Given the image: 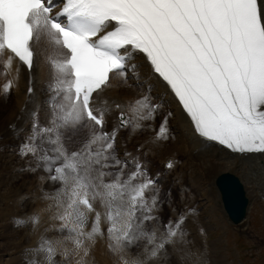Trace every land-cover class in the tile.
<instances>
[{"label":"snow or ice","instance_id":"snow-or-ice-1","mask_svg":"<svg viewBox=\"0 0 264 264\" xmlns=\"http://www.w3.org/2000/svg\"><path fill=\"white\" fill-rule=\"evenodd\" d=\"M42 40L60 57L51 65L50 126L33 124L19 155L34 157L29 170L43 165L58 185L49 197L58 230L85 256V241L103 236L106 221L109 247L122 257L146 241L124 264H157L184 240L187 217L163 221L157 179L131 153L121 159L116 138L129 127L152 130L163 105L151 89L129 100L108 93L143 56L199 137L240 155L264 154V0H0V58L31 72ZM168 116L158 140L169 139ZM46 245L29 248L27 264L52 257Z\"/></svg>","mask_w":264,"mask_h":264},{"label":"rangeland","instance_id":"rangeland-1","mask_svg":"<svg viewBox=\"0 0 264 264\" xmlns=\"http://www.w3.org/2000/svg\"><path fill=\"white\" fill-rule=\"evenodd\" d=\"M48 63L49 61H47V64ZM50 81L54 82V79H50ZM129 90L132 91L134 94L136 92L134 89H129ZM51 95L52 93L49 89L45 91L43 90L41 99H47L48 101L51 100V102H53L54 100ZM4 101L6 102V100L3 97H1L0 122H2L5 118H7L10 115L12 107L18 110L17 104L15 105L11 104V106L7 108V106H5ZM158 117L164 118L165 113H162L161 111ZM172 124H173V134H172L173 136L169 137L166 145H169L168 142H171L173 144L170 146V148H167L168 146L164 145L159 149L163 154L162 156H158L157 153H155L156 155L153 154L156 160L153 159V155L150 154V151L148 150L147 147L148 142H143V139L145 138L143 135L147 130L146 131L137 130V133L139 132L140 136L136 134V136H134L133 138L129 135L128 129H124V131L122 130L123 132L122 131L120 132L123 136L122 138L124 143L123 145H127V149L126 147L122 148V152H124L125 150L126 151L137 150L136 152L137 153L139 152L138 154L143 159H146L143 160V162L145 164H150L152 166L160 167V165L161 166L163 165L162 162H166V161L172 162L173 167L170 169V171L161 172L160 173L161 177L158 175V177L160 178L157 180L159 181L157 186L160 188V193L163 192L165 193L166 191L168 195L171 193L170 201H168L170 202V204L167 203V206L171 211L173 210L172 216L162 215V219L164 218V220H168L170 217H173L171 219L175 220L181 213H184L187 217L186 229L188 231L191 229L193 234H195L193 236L198 235L197 239L200 241V244L202 246V250L201 251L198 250L191 241L188 232V234L184 237V240L182 242L175 243L173 245V249H171V247L168 248V252H169L168 257H172V258L169 260H167L168 258L160 260L159 264H163V263L165 264H264V173L262 171L255 170L252 167V165H250L247 173H243L238 167L235 166L222 165V164H218V166H216L214 164L215 159H212L213 155L191 158L189 156L188 148L187 147L185 148V144L182 143L179 145V135L177 133L175 135V128H174L176 124L175 118H173V121H171V124H168V126L171 127ZM30 127H32V125L29 122L26 130H24L26 126L19 129L20 131L18 130V128L15 129V133H14L15 135H13V139L17 140L18 142L17 145L4 147V149L0 148V152H1L0 154V264H21L18 263V261L21 262L24 261V264H27V261L30 257L28 258L26 256V252L29 248H34V246H36V243L35 245L32 246L33 241L39 242L37 246L44 244L45 247L47 246L46 245L47 241L52 242V245L55 250L54 252L55 254L52 257H48L47 254L45 256H42L43 264H72L71 254L68 255L67 253H70L72 250L75 251L77 254L78 252H81L83 254V251L82 250L79 251L76 247H72L69 245V242H72V244H74V240L71 238H67L68 236L67 233L65 234L60 233L61 235L60 237L56 236V233L59 231L58 226H60L59 224L60 221L54 219V217L57 215L58 212V209L56 207L57 202L50 199L49 197L54 194L55 187L58 186L55 184L48 183V179L46 177L48 176L47 175L48 173L46 171H45L46 173L44 172L43 165L41 166V168L38 169L39 171L38 170L35 171L38 173V174L36 173V176L35 173H33V171L29 170L28 168L29 163L32 165V167H35L37 164V161L34 157L29 156L27 157L28 158L27 160L26 158H22L19 155L20 146L25 142L24 138L21 137L22 133L27 132ZM169 132L171 133V130H169ZM169 132H168V136L170 135ZM131 133L133 134L132 131ZM149 134H151V132ZM10 139L12 138L10 137ZM152 140L147 139V141H152ZM119 143L117 144L118 149H119ZM1 145L6 146V142L2 143ZM175 146L178 147L179 149H184V148L185 149L181 153H179L176 151ZM203 150L206 149H202V151ZM25 159L27 162L25 161ZM14 160L16 162H21V160H23V162H21L20 164L21 169L13 168V164L16 163ZM9 166H12V169L11 168L9 169ZM206 167H209L207 171L205 170ZM255 167L264 169L261 166H255ZM164 168L169 169L167 166H165ZM156 169L158 168L156 167ZM224 172H230L235 176H237L239 179L241 178L246 186V190H247L246 192L248 193L247 197L249 199L250 205L248 207L247 217L245 221L241 224V226H233L228 222V220H226V218L223 215L224 213L222 211L220 201L219 202L217 201V197H216L217 193L216 194L214 193V190L216 191V189L213 185V180L219 174ZM24 173H26L27 176L29 175L30 177L32 176L30 174L33 173L34 176L37 177L38 179L29 178L30 179L29 182L28 181L25 182L26 180H28L26 179L24 182H19L17 185L16 184L17 181H20L22 177L24 178L23 175ZM153 173L154 172H151L150 174ZM156 174L159 173L156 172ZM166 174H167V179L165 178ZM169 180H171L170 181L171 184L165 183L164 185V182ZM174 183L176 186L174 185ZM163 185L164 188L166 187L165 189L162 188ZM211 185H213V187ZM12 186L16 188H13ZM46 188L48 190H46ZM13 189L14 191H12ZM24 190L28 192L29 197L34 198L32 202H30L31 199L29 200L31 204L37 200L40 201L33 205L22 207V209L25 208L22 211L25 212L24 213L25 216L23 214L19 215L20 205L18 203L19 202L18 199L21 198L18 194ZM51 191L53 194L51 193ZM14 194L15 196H13ZM11 198L12 199L15 198V199L12 200ZM160 199L164 200V198H160ZM37 204L43 206L41 210L42 213L39 214V211L38 214L37 212L36 213L27 212L34 209L35 211L38 210L40 206H38ZM164 206H166V204ZM15 209H17L18 211ZM164 212L165 214H167V211ZM27 213H29L31 217L28 216L29 214L27 215ZM4 215H7V219L4 218L5 217ZM32 217H34V219ZM27 218L28 219L32 218V219H29L28 221ZM17 219L25 220V224L23 225L18 224ZM31 220H33L35 225L42 223V225L40 224L41 226L37 225L40 228L39 231L37 227L36 232L28 233L31 227L30 225ZM38 221H42V222L38 223ZM90 222L91 221H89V224L91 225ZM102 224L101 227L102 229H105L104 231L105 233L103 235L104 237L100 236L103 239L102 242H100V240H97L98 243L95 246L96 249L89 248L88 246L89 244L92 243V240L88 242L85 241L86 245L88 246L87 247L88 251L90 250L89 254L96 255L95 253L97 251H99L100 253L101 246H107L108 251L111 249L109 245L112 244L113 241L108 239L109 237L106 236L108 235L106 232V228L108 227V224L106 221H102ZM56 225H58L57 228ZM90 227L91 226H88L89 229V230L87 229L88 231H90ZM148 227L151 228L152 227L151 224ZM23 230L25 232H23ZM95 239L96 238L94 237L93 241H95ZM13 241L15 242V245L13 244L14 243ZM58 241L60 243H58ZM97 241H95L94 243H96ZM143 243L144 242H142L141 249L138 252H135L137 249H131L125 254V256L133 255L134 253L138 254L143 248L142 247ZM91 249L93 252H91ZM110 251L112 253L114 252L112 249ZM102 255L104 258H99L100 254L99 256L97 255L96 256L99 258L102 264H104L102 259H104L108 264L109 256L106 254V252H103ZM26 257L28 259H26ZM116 257L118 259L121 258V254L117 253ZM20 258L21 259L24 258V259L20 260ZM123 259H125V257ZM164 260L166 261L164 262ZM53 261L55 262L53 263ZM162 261L163 263H160ZM123 263L117 261V262H112L111 264H123Z\"/></svg>","mask_w":264,"mask_h":264},{"label":"bare ground","instance_id":"bare-ground-1","mask_svg":"<svg viewBox=\"0 0 264 264\" xmlns=\"http://www.w3.org/2000/svg\"><path fill=\"white\" fill-rule=\"evenodd\" d=\"M48 43L46 41H41L40 45H39V49H44V48H47L48 47ZM131 64H134V65H137L136 69L135 70H132V73H131V77L132 79L131 80H127L126 83H124L123 81H114V85H119L118 88L114 87L111 91H109L108 93V97L109 99H113V98H116V99H121V100H129V99H135V98H138L139 96H141L139 94L141 88L138 87V89H140L139 91L136 90V84H139V83H143V82H146V84L149 85V87H153V89L155 90V93H158V97H160V102H164L166 104H168V106L170 107V110L173 111L174 115H173V118H175V121H176V124L174 126L175 128V135L176 133L179 135V145L180 144H185V148L187 147L188 150H189V156L191 158H197L199 156H212L213 155V158L212 159H215L214 160V164L216 166H218V164H222V165H229V166H235V167H238L243 173H247L250 165H252V167L257 170V171H262L264 173V169H261V168H256L255 166H261L264 168V154H249V155H240V154H237V153H233L231 152L230 150H228L227 148H224V147H219V146H216V145H210L208 143H205L204 141H202L201 139H199V137L197 136V134L194 132V129H193V126L192 124H190L187 120V118L185 117V115L180 111L178 105L176 104L175 100L171 97L170 95V92L167 91L166 89V86L165 84L159 80V78L152 74L151 71H150V67L149 65L147 64V62L145 61V59L143 58V56H138L135 60L131 61ZM0 66H4V68H0V75L3 73L4 76L3 78L0 80V90L4 89V86L6 85V80H7V75L8 77L10 78V81H11V85L13 87V89L8 93V94H1L0 93V98L3 97L6 102L4 101L5 103V106H7V108H9L11 106V104H17V108H13L11 109V112H10V115L5 118L2 122H0V137L3 138L2 141H0V145L2 143H5L6 142V146H11V145H14V141L12 139H10L11 135L13 134V131L18 128L21 129L23 128V126L25 125V123L27 122V117H28V114L30 113V111H32V101L31 100V94H29L28 92V89L29 87H31L34 91V93H38L40 92L43 88H44V84L47 83L48 80L50 79H47V72H46V69L44 68V65L43 63L40 61H37L36 65L34 66L31 74L27 73L25 68L19 64L18 61L14 60L12 62L11 65H8L7 62H6V59H2L0 61ZM131 69V67L129 68ZM50 74V73H49ZM30 78L32 80V82H30ZM129 86V87H128ZM128 87V89H127ZM129 89H134L136 92L135 94L130 91ZM136 95V96H135ZM138 96V97H137ZM10 102V103H8ZM16 102V103H15ZM162 113H165V116H168L167 114V111L165 109H162L161 110ZM49 118V117H48ZM165 118V117H164ZM163 117H160V121L159 123H157V125L153 126V129L152 130H144L146 131L145 134L143 135L145 138L143 139V142H148V150L150 151V154H155L157 153L158 156H162L163 154L161 153V151L159 150L162 146L166 145L167 144V141L168 140H158L156 138V132L159 130V127L162 123V121L164 120ZM169 118V117H168ZM47 121H49V119H47ZM156 120L153 122L155 123ZM48 122H46L45 124H47ZM3 124V125H2ZM50 126V125H48ZM170 127V126H169ZM108 130L110 131L111 130V124L109 125V128ZM140 131V129H138ZM170 130H171V134H173V124L172 126L170 127ZM20 131V130H19ZM22 131V130H21ZM133 132L132 133H129V135L133 138L134 136H136V134L139 135V132L137 133V129L135 131H133V129L131 128L130 132ZM151 134H149L150 132ZM121 132V131H120ZM149 132V133H148ZM170 133V132H169ZM20 134V133H19ZM15 135V134H14ZM29 135H31L29 133ZM140 136V135H139ZM22 137V136H21ZM20 137V138H21ZM117 137L119 138V142L121 144V152H122V148H125L127 147V145H123V136L121 133H119L117 135ZM0 138V139H1ZM153 138V140H152ZM147 139H150L152 141H147ZM24 142V141H23ZM169 145H166L168 146L167 148H170V146L173 144L171 142H168ZM2 146V145H1ZM4 146V145H3ZM2 146V147H3ZM4 146V147H6ZM123 146V147H122ZM176 147V146H175ZM184 148V149H185ZM177 152L181 153L184 149H179L178 147L175 148ZM202 149H206V150H203ZM129 150V149H128ZM168 150V149H167ZM171 150V149H169ZM15 151V150H14ZM131 151H134V150H131ZM137 151V150H136ZM135 151V152H136ZM170 152V151H169ZM15 153V152H14ZM139 153V152H138ZM1 154V152H0ZM123 154V152H122ZM141 154V153H140ZM156 155V154H155ZM250 156V157H248ZM29 157V156H28ZM9 158V157H8ZM15 158V157H14ZM152 158V157H151ZM28 160V158H26ZM25 159V161H26ZM153 159L156 160L155 156L153 155ZM143 160H146V159H143ZM153 160V161H154ZM15 161V160H14ZM13 161V162H14ZM37 161V160H36ZM220 161H223V162H220ZM8 162V161H6ZM16 162V161H15ZM21 162H23V160H21ZM21 162H16L13 164V168H20V164ZM27 162V161H26ZM10 163V162H9ZM25 163V162H24ZM47 163V162H45ZM155 163V162H154ZM169 162H162V169L164 168V165L167 166ZM30 164V163H29ZM9 165V164H8ZM157 165V164H156ZM24 166V165H23ZM26 166V165H25ZM161 166V165H160ZM156 167L157 166H149V169H150V173L151 172H154L153 174H151L154 178L156 176H158L159 174H156V172H158L159 170H156ZM12 169V166H9V169ZM154 168V169H153ZM158 168V167H157ZM209 167H206L205 170L207 171ZM21 169V168H20ZM160 169V167H159ZM22 171V170H21ZM39 171V170H38ZM126 171H129V170H126ZM19 172V171H18ZM45 172V171H44ZM35 173V176H36V173L37 172H33ZM30 174L32 175L31 177L26 173H24V178L20 181H17V185L19 182H24L26 179L25 182H29V178H37L34 176V174ZM40 173V172H39ZM46 173V172H45ZM224 173H229V174H232L230 172H224ZM38 174V173H37ZM168 174V173H167ZM167 174H166V179H167ZM223 174V173H221ZM40 175V174H39ZM42 175V174H41ZM48 175V174H47ZM220 175V174H219ZM218 175V176H219ZM234 175V174H232ZM235 176V175H234ZM47 177V176H46ZM237 177V176H236ZM41 178V177H40ZM164 178V179H165ZM238 178V177H237ZM38 179V178H37ZM162 179V178H161ZM160 179V181H161ZM239 179V178H238ZM16 180V179H15ZM18 180V179H17ZM46 180V179H45ZM163 180V179H162ZM41 181V180H40ZM164 181V180H163ZM171 180H169L168 182L170 183ZM239 181L241 182V184L243 185L244 187V190L245 192L247 191L246 190V186L244 184V182L242 181V179L240 178ZM42 182V181H41ZM40 182V183H41ZM159 182V181H158ZM45 183V182H44ZM48 183L50 184H53L51 181L48 180ZM15 184V183H14ZM22 184V183H21ZM161 184V183H160ZM171 184V183H170ZM16 185V186H17ZM164 185H165V182H164ZM164 185L162 188H164ZM175 185V183H174ZM173 185V186H174ZM213 185H214V180H213ZM213 185H211L213 187ZM15 186V185H13ZM12 186V187H13ZM48 186V185H47ZM58 186V185H57ZM176 186V185H175ZM13 188H16V187H13ZM56 188V187H55ZM166 188V187H165ZM164 188V189H165ZM168 188V186H167ZM12 189V188H10ZM50 189V188H49ZM160 189V188H159ZM176 189V188H175ZM174 189V190H175ZM46 190H48L46 188ZM167 190V189H166ZM165 190V191H166ZM173 190V189H171ZM11 191V190H10ZM14 191V189L12 190ZM169 191V189H168ZM20 192V191H19ZM167 192V191H166ZM177 192V191H176ZM11 193V192H10ZM47 193V192H45ZM49 193V192H48ZM52 193V191H51ZM214 193L216 194V191L214 190ZM27 194L28 192L26 190L20 192L18 195L21 197L18 199V203L20 205V211H19V215L23 214L25 216V212H22L24 209H22V207H26L28 205H33L35 203H38L40 201H35L34 203H30L34 200L33 197H29V194H28V197H27ZM53 194V193H52ZM246 194H248L246 192ZM160 195V198H162V195ZM170 195L171 193L168 195L166 194L165 195V199L162 200L164 202H166V205L167 203L170 204ZM15 196V194L13 195ZM45 197V195H44ZM216 197H217V201L219 202V198L216 194ZM17 198V196H16ZM12 199V198H11ZM15 199V198H14ZM12 199V200H14ZM31 199V201L29 202V200ZM167 199V200H166ZM11 200V201H12ZM194 201V200H193ZM10 202V201H9ZM8 202V203H9ZM16 202V201H15ZM17 203V204H18ZM188 204V203H187ZM38 205V204H37ZM165 205V204H164ZM250 205V203H249ZM40 206V205H38ZM188 206V205H187ZM193 206V205H192ZM17 208V207H15ZM19 208V207H18ZM38 208V207H37ZM43 206H40L38 210L35 211L34 210H30V211H27L29 213H32V212H37L38 214V211H39V214L42 213L41 210H42ZM8 209V208H7ZM11 209V207H10ZM14 209V208H13ZM9 210V209H8ZM17 210V209H15ZM18 211V210H17ZM165 211H167V214H162L161 212V217L162 215H167V216H172V211L169 209L168 206H166V209ZM15 212V211H14ZM248 212V211H247ZM7 213V212H6ZM13 213V212H12ZM27 213V215L29 214ZM15 214V213H14ZM193 215V214H192ZM224 217L226 218L227 220V217L225 215V213L223 214ZM5 219H7V215H4ZM10 216V214H9ZM18 216V215H17ZM16 216V217H17ZM24 216H23V219H24ZM30 216V214L28 215ZM33 216V215H32ZM14 217V215H13ZM12 217V218H13ZM31 217V216H30ZM42 217V215H41ZM22 218V217H21ZM34 219V217H32ZM32 218H29V219H32ZM38 218V216H37ZM170 218H173V217H170ZM29 219L27 218V220L29 221ZM192 219V218H191ZM18 220V219H17ZM26 220V218H25ZM27 221V222H28ZM16 222V221H15ZM39 222H42V221H38ZM91 223V222H90ZM29 224V223H28ZM42 225V223H40ZM40 224H37V225H40ZM55 224V223H54ZM60 224V222H59ZM30 231L28 233H31V232H36L37 231V225L34 224L33 220H31L30 222ZM40 225V226H41ZM103 225V224H102ZM29 226V225H28ZM54 226V225H53ZM58 225H56V228H57ZM89 226H91L89 224ZM150 226V224L148 225ZM152 226V225H151ZM48 227V226H47ZM59 227V226H58ZM16 229V228H15ZM6 230V229H5ZM18 230V228H17ZM40 230V228L38 227V231ZM42 230V229H41ZM46 230V229H45ZM48 230V228H47ZM89 230V229H88ZM90 230H91V227H90ZM162 230V229H161ZM14 231V230H13ZM22 231V230H21ZM10 232V231H9ZM12 232V231H11ZM18 232V231H17ZM23 232H25L23 230ZM16 233V232H15ZM39 233V232H38ZM55 233V232H54ZM53 233V234H54ZM105 233V232H104ZM48 234H49V231H48ZM15 235V234H14ZM65 236V235H64ZM108 236V235H106ZM10 237V235H9ZM102 237V236H101ZM100 236H97L95 237V241L97 240H100V242L103 241V239L101 238ZM104 237V236H103ZM15 238V237H14ZM28 238V237H27ZM67 238H69L67 236ZM106 238V237H105ZM60 239V238H59ZM102 239V240H101ZM109 239V238H108ZM16 240V239H15ZM14 240V241H15ZM13 241V242H14ZM27 241V240H26ZM95 241L92 240V243L89 244V248H95L96 244L98 243V241L96 243H94ZM12 242V243H13ZM88 242V241H87ZM105 242V241H104ZM146 242V241H145ZM144 242V243H145ZM29 243V242H28ZM58 243H60L58 241ZM108 243V242H107ZM15 245V242L13 243ZM86 244V243H85ZM109 244V243H108ZM35 245V244H34ZM59 245V244H58ZM69 245L72 246V247H76L75 243L72 244V242H69ZM33 246V245H32ZM31 246V247H32ZM86 245V247H88ZM36 246H34L35 248ZM143 247V246H142ZM176 247V246H175ZM141 249V248H140ZM140 249H137L135 252H138ZM171 249H173V245L171 246ZM111 250V249H110ZM108 251L107 250V246H101V249H100V253L99 251H97L95 254L97 256H99V258H104L102 253L103 252H106V254L109 256V263L111 264L112 262H117V261H120V262H124L125 260H128V261H131L137 254L134 253L133 255H128V256H121V258H117V252H111V251ZM80 251V250H79ZM88 251V249H87ZM142 251V250H141ZM75 251H72L70 253H67L68 255L71 254V261H72V264H102L101 261L99 260V258L94 255V254H89L90 250L88 251V255L85 256L84 254H82L81 252H78V254L75 252ZM91 252L92 249H91ZM23 253V252H22ZM169 253V252H168ZM55 254V253H54ZM74 254V255H73ZM171 254V252H170ZM73 255V256H72ZM28 257V256H27ZM26 257V259H28ZM125 257V259H123ZM22 258V257H21ZM20 260H23L21 259ZM127 258V259H126ZM168 258V259H167ZM166 259L169 260L171 259L172 257H167ZM11 259V258H10ZM31 259V257L29 258ZM14 260V259H13ZM104 264H107V262L102 259ZM18 261V260H17ZM68 261V259H67ZM166 260H164L165 262ZM18 263H21V264H24V261L21 262V261H18ZM108 263V264H109ZM160 263H163L160 262ZM124 264V263H123ZM157 264H159V261L157 262ZM165 264V263H163Z\"/></svg>","mask_w":264,"mask_h":264},{"label":"water","instance_id":"water-1","mask_svg":"<svg viewBox=\"0 0 264 264\" xmlns=\"http://www.w3.org/2000/svg\"><path fill=\"white\" fill-rule=\"evenodd\" d=\"M215 185L229 220L235 225L239 224L245 218L248 205L243 185L236 176L229 173L217 176Z\"/></svg>","mask_w":264,"mask_h":264}]
</instances>
